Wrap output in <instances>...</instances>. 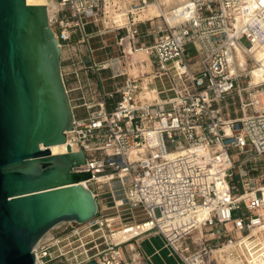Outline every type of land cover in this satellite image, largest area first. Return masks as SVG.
I'll use <instances>...</instances> for the list:
<instances>
[{"label": "built area", "instance_id": "1", "mask_svg": "<svg viewBox=\"0 0 264 264\" xmlns=\"http://www.w3.org/2000/svg\"><path fill=\"white\" fill-rule=\"evenodd\" d=\"M54 1L75 126L63 144L79 143L88 163L75 169L112 203L33 249L35 264H152L137 241L155 234L174 264L264 263V108L243 95L264 84L249 77L264 0H183L169 16L162 0ZM156 3L161 13L142 18ZM138 52L151 70L132 72ZM149 88L158 97L141 98Z\"/></svg>", "mask_w": 264, "mask_h": 264}, {"label": "water", "instance_id": "2", "mask_svg": "<svg viewBox=\"0 0 264 264\" xmlns=\"http://www.w3.org/2000/svg\"><path fill=\"white\" fill-rule=\"evenodd\" d=\"M61 67L47 5L0 0V264H35L33 249L99 210L91 170L75 169L85 151L63 144L75 126Z\"/></svg>", "mask_w": 264, "mask_h": 264}, {"label": "rangeland", "instance_id": "3", "mask_svg": "<svg viewBox=\"0 0 264 264\" xmlns=\"http://www.w3.org/2000/svg\"><path fill=\"white\" fill-rule=\"evenodd\" d=\"M166 6L169 7L170 5H166ZM243 41L245 44H248V41L246 39H244ZM91 42H92V45L96 47L99 45V38H94L91 40ZM63 56L64 58H66L67 54L64 53ZM105 58H106V54L102 50L97 51V60L102 61ZM140 62L142 64L145 63V61H140ZM62 65H63V68H71V65L68 62V60H64L62 62ZM104 73L107 74L109 73V71H106ZM250 76L252 75L249 72V77ZM157 83H158V87L162 88L159 80H157ZM260 89L261 91H263L264 84L262 87H249V89L245 93H243V95L246 101L254 103L255 108L263 109L264 108V94L258 92V90ZM239 100L240 99L237 95H235L233 99L229 98L226 100L225 108H227L228 111H230L231 115L241 112ZM233 152H236V151L234 150ZM236 172L238 174L237 170ZM92 183H93V189L98 191V187L96 183L95 182H92ZM98 201H99L100 209L102 208L106 209L107 206H110L112 203L111 200L109 199L106 200L105 198L104 199L98 198ZM107 210L110 211L111 209H106L105 211ZM137 244L141 247V249L144 251L146 255H151L150 260L152 264H174L180 261V258L169 255L170 250L164 246L165 244L164 238L161 235L155 234V235L144 236L143 238H140V240L137 241ZM156 250H159V252H156Z\"/></svg>", "mask_w": 264, "mask_h": 264}, {"label": "bare ground", "instance_id": "4", "mask_svg": "<svg viewBox=\"0 0 264 264\" xmlns=\"http://www.w3.org/2000/svg\"><path fill=\"white\" fill-rule=\"evenodd\" d=\"M28 3L31 4H44L48 6L49 12L52 13L55 8H57L58 4L54 0H27ZM165 1V2H164ZM183 0H162V2L166 3V5H172L174 2H181ZM109 8H111L109 6ZM168 7L166 6L165 9H163V12L166 14V16H169L167 13ZM161 13L159 4H153L149 8L145 9L143 12H141V17H149V16H155ZM254 56L258 60L257 66H255L251 71V84H259L261 82H264V43L261 44L260 46H255L254 49ZM147 55L144 52H138L134 54L133 56V62L135 61H145L147 60ZM239 59L241 62L244 63L245 61V55L240 49L239 52ZM151 62L148 59L147 63L141 64L139 67L135 64L134 67H132V72L138 73L139 69H141L143 72L151 70ZM150 79V77L145 78V87H147L146 80ZM258 92L264 94V89L263 91L258 90ZM141 98L145 97H150V98H156L158 97V91L156 88H149V89H143L142 92L140 93ZM262 98V97H261ZM60 145L62 144H54L51 146V149L53 153L58 154L60 153ZM254 264H264L262 262H255Z\"/></svg>", "mask_w": 264, "mask_h": 264}, {"label": "crops", "instance_id": "5", "mask_svg": "<svg viewBox=\"0 0 264 264\" xmlns=\"http://www.w3.org/2000/svg\"><path fill=\"white\" fill-rule=\"evenodd\" d=\"M112 54V56L114 57L115 56V54L114 53H111ZM110 56V55H109ZM142 63L140 62V65H141ZM114 68H116V66L114 65ZM131 246H135L134 244H132Z\"/></svg>", "mask_w": 264, "mask_h": 264}]
</instances>
